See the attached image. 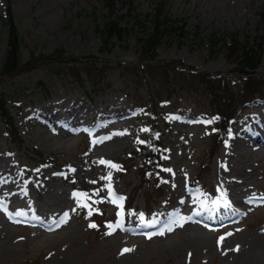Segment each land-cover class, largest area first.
I'll use <instances>...</instances> for the list:
<instances>
[{
    "label": "rangeland",
    "instance_id": "rangeland-1",
    "mask_svg": "<svg viewBox=\"0 0 264 264\" xmlns=\"http://www.w3.org/2000/svg\"><path fill=\"white\" fill-rule=\"evenodd\" d=\"M133 2L129 14L128 1L115 0L110 17L128 34L104 44V0H0V94L18 132L15 142L0 121V264H264V204L206 226L190 220L198 203L210 216L214 200L242 211L236 202L264 196V148L247 151L242 140L229 139L243 111L264 123V0H164L166 16L187 32L179 40L167 34L148 63L137 40L151 28L153 2ZM8 10L20 40L21 66L11 75L3 71ZM234 33L248 45L262 43L248 89L224 48L210 50L211 35ZM208 78L224 80L232 99V120L220 134L213 118L223 100L200 84ZM66 109L74 123L45 118ZM153 148L171 172L145 180L140 167ZM228 149L244 154V163L225 155ZM109 174L125 210L109 198ZM74 193L86 197L78 202ZM141 213L150 224L185 218L145 241L118 222L123 215L125 223H141ZM39 219L61 224L46 231L35 226ZM108 224L120 227L107 235Z\"/></svg>",
    "mask_w": 264,
    "mask_h": 264
},
{
    "label": "trees",
    "instance_id": "trees-1",
    "mask_svg": "<svg viewBox=\"0 0 264 264\" xmlns=\"http://www.w3.org/2000/svg\"><path fill=\"white\" fill-rule=\"evenodd\" d=\"M105 6L108 11L107 22L105 23L102 31L104 44L112 39L121 40L128 34V30L120 25L119 19H111L110 16L115 14V0H104ZM128 1V13H135V6H133V0ZM153 9L151 16V28L149 32L145 33L142 38L137 40V46L139 47V57L142 61L148 63L155 61L158 53V49L162 45L167 34H174L178 40L183 38L187 30L185 25H176L172 22L164 11V0H152ZM8 17V29H7V43H6V57L3 63V71L5 75H11L17 71L20 67V40L18 37L17 28L14 25L10 11L7 12ZM137 19V17H134ZM210 50L217 47L224 48L226 56H228L229 61L235 64V73L243 77L246 82L245 89L251 88L254 83L252 80L255 77V71L260 65L262 43H255L254 45H248L246 40H242L238 33L226 35L224 37H217L215 34L211 35ZM39 59H36L38 61ZM43 60V58H42ZM142 72L147 71V66L141 70ZM153 72V70H152ZM151 80H155L158 74L151 73ZM204 81V80H203ZM201 81L212 99H221L218 109L221 111L222 119L226 120L231 117L232 114V99L229 96V90L226 86V82L221 80V78H208L204 83ZM0 120L4 124L5 128L8 130L9 134L14 138L17 136V130L13 124V120L9 114L6 107L5 97L0 94Z\"/></svg>",
    "mask_w": 264,
    "mask_h": 264
},
{
    "label": "bare ground",
    "instance_id": "bare-ground-1",
    "mask_svg": "<svg viewBox=\"0 0 264 264\" xmlns=\"http://www.w3.org/2000/svg\"><path fill=\"white\" fill-rule=\"evenodd\" d=\"M260 103L262 104V109L264 111V98L259 100ZM252 108H257V105H253ZM248 111H243L242 115L244 116V120L240 121V124L238 126H241V129H235L234 132L232 133V138L234 140L240 139L243 141L242 143V148L248 151V148L254 147L258 150L263 149L264 147V123L261 122V118L258 117L255 113H248ZM62 112L54 110L51 114L47 113L45 115L46 120L52 121L56 120L58 117H66L67 122L69 123H74L76 121L75 116L73 115V109L65 110L62 114ZM264 113V112H263ZM250 114V115H249ZM63 115V116H62ZM251 120V123L246 122V120ZM66 122V121H64ZM246 122V123H245ZM63 123V122H61ZM245 123V124H244ZM72 125V124H71ZM247 153V152H246ZM245 153V154H246ZM225 155H228L232 157V161L236 159V161H241L244 163L243 159L245 158V155L242 154L241 152L235 153L234 150H227ZM238 161V163H239ZM237 203V204H236ZM235 204L239 207L242 208L243 210H247L252 203H249L246 201V199L243 198V200L236 202ZM220 215L222 214L225 217H228L231 215L233 212H237L232 206L228 209L224 207V205L220 206L219 208Z\"/></svg>",
    "mask_w": 264,
    "mask_h": 264
},
{
    "label": "snow or ice",
    "instance_id": "snow-or-ice-1",
    "mask_svg": "<svg viewBox=\"0 0 264 264\" xmlns=\"http://www.w3.org/2000/svg\"><path fill=\"white\" fill-rule=\"evenodd\" d=\"M173 119H178L177 117H173ZM213 119H218V118H213ZM204 123L206 124H211L213 122V120H208V121H203ZM142 131H147V129H143ZM158 135V134H157ZM232 138V133H231V130H229V139ZM141 143H143L141 141ZM226 144V147H227V141L225 142ZM101 164H105L106 166L110 167V168H115L116 170H119L118 166L114 165V164H111V162H106V161H103L101 160L100 161ZM223 167V165H222ZM71 171H74V169H71ZM165 171H169L171 172V169H165ZM104 179L108 180L109 181V184H108V191H109V198L111 200L112 203L116 204L118 208H122V201H123V197H117L115 196V194L113 193L112 189H111V175L109 174L107 177H104ZM164 183H167V181H163ZM74 195V198H76L79 202L80 200V196H85L86 197V194H79L77 195L76 193L73 194ZM260 201L261 202H264V196L260 197ZM119 202V203H118ZM253 202L252 200L249 201V203ZM79 206L81 207H89L90 208V205H87V204H83V203H80ZM224 207L226 209L230 208L231 206L228 204V202L225 200L224 201ZM5 208V205L2 201H0V211L4 210ZM18 214H22V213H18ZM91 214V212L89 213ZM120 212H118V217L120 216ZM131 215V214H130ZM65 216H67V214H65ZM140 220L143 221L144 220V216H143V213L140 214ZM62 222H66V220L62 221ZM147 226V225H146ZM90 227H96L95 224H91ZM107 227L110 229V231L108 233H106L107 235H111L117 227H120L119 224L117 225H112V224H108ZM162 234V233H161ZM228 235H231V233H229ZM225 239V237H221L220 240L218 241V243L222 242L223 240ZM128 251H131V249H124L122 254L124 252H128Z\"/></svg>",
    "mask_w": 264,
    "mask_h": 264
}]
</instances>
